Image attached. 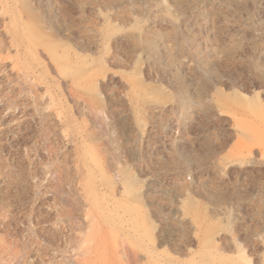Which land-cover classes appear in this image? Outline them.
<instances>
[{
    "label": "rangeland",
    "instance_id": "374dc122",
    "mask_svg": "<svg viewBox=\"0 0 264 264\" xmlns=\"http://www.w3.org/2000/svg\"><path fill=\"white\" fill-rule=\"evenodd\" d=\"M96 251L264 264V0H0V264Z\"/></svg>",
    "mask_w": 264,
    "mask_h": 264
},
{
    "label": "bare ground",
    "instance_id": "6f19581e",
    "mask_svg": "<svg viewBox=\"0 0 264 264\" xmlns=\"http://www.w3.org/2000/svg\"><path fill=\"white\" fill-rule=\"evenodd\" d=\"M94 256H95V260L94 259L93 260H89L88 259L84 264H100L102 258L99 257V252L96 251L95 254H94ZM107 264H109V263H107Z\"/></svg>",
    "mask_w": 264,
    "mask_h": 264
}]
</instances>
